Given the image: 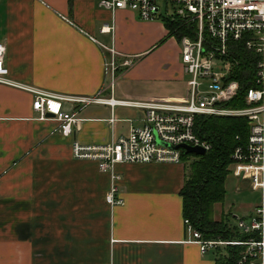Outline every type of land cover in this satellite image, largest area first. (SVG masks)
I'll return each instance as SVG.
<instances>
[{
	"label": "crops",
	"instance_id": "0c3cea01",
	"mask_svg": "<svg viewBox=\"0 0 264 264\" xmlns=\"http://www.w3.org/2000/svg\"><path fill=\"white\" fill-rule=\"evenodd\" d=\"M106 25L111 33L102 32ZM0 42L10 79L53 94L178 103L186 91L180 43L163 23L92 0H0ZM33 101L0 85V264H215L214 251L188 242L185 163L118 165L124 203L111 207V175L73 157L76 140L127 136L141 126V110L66 102L63 114L77 113L78 129L65 137L58 120L38 119ZM227 181L223 206L229 192L247 200L229 202L231 214L243 212L232 215L236 225L262 195L247 180Z\"/></svg>",
	"mask_w": 264,
	"mask_h": 264
},
{
	"label": "built area",
	"instance_id": "2783aa9c",
	"mask_svg": "<svg viewBox=\"0 0 264 264\" xmlns=\"http://www.w3.org/2000/svg\"><path fill=\"white\" fill-rule=\"evenodd\" d=\"M100 8L112 13L128 11L142 22L168 19L180 20L193 27V33L182 37L181 61L189 76V96L185 103L158 101L131 102L103 97H74L53 94L36 87L15 82L9 77L6 65V46L0 42V85L24 90L34 96L33 110L38 119L48 116L60 122V132L73 136L78 129L77 113L63 114V104L79 106L103 104L125 106L141 110V126L133 127L127 136L111 144H82L72 146L76 160L93 161L101 172L111 175V188L106 201L111 207L122 205L116 167L125 164L180 163L182 145L211 150L212 144L196 131L197 117L244 118L249 123V136L245 145L235 149L230 175L250 182L252 189L261 192L260 205L250 219L237 218L236 226L244 234H255L246 242L206 240L189 220H185L189 243L200 246L202 254L216 252L226 245L246 246L247 251L239 264H264V0H92ZM106 25L103 33H111ZM238 45L253 57L252 87L245 93V107H228L236 100L241 84L231 77L240 58ZM113 52L115 56L116 52ZM127 58L124 66H131ZM111 67L116 71L113 60ZM113 87V84L111 85Z\"/></svg>",
	"mask_w": 264,
	"mask_h": 264
},
{
	"label": "trees",
	"instance_id": "16d2710c",
	"mask_svg": "<svg viewBox=\"0 0 264 264\" xmlns=\"http://www.w3.org/2000/svg\"><path fill=\"white\" fill-rule=\"evenodd\" d=\"M169 31L170 37L178 41L193 33V27L186 26L180 20L171 22L166 19L162 22ZM238 55L241 62L236 67L232 80L241 84V91L236 100L228 107H245V93L252 87L253 55L238 45ZM120 73V70L118 71ZM196 131L202 138L211 144V150L203 155L181 152V161L189 170L188 179L182 190L184 200V217L193 227L199 230L204 239H221L226 242H246L256 238L255 234H244L232 223V214L218 220L215 219L216 205H223L226 198L225 183L230 176L229 168L235 149L246 144L249 136V123L244 118L233 117H197ZM193 159L191 160V158ZM191 160V161H190ZM190 162V163H189ZM247 251L246 246L226 245L217 248L215 264H239ZM249 264V262L247 263Z\"/></svg>",
	"mask_w": 264,
	"mask_h": 264
},
{
	"label": "rangeland",
	"instance_id": "374dc122",
	"mask_svg": "<svg viewBox=\"0 0 264 264\" xmlns=\"http://www.w3.org/2000/svg\"><path fill=\"white\" fill-rule=\"evenodd\" d=\"M157 22H159V23H162L161 21H157ZM175 38V37H174ZM177 40V39H176ZM178 41V40H177ZM117 80H118V78H117ZM117 80H116V82H117ZM189 80H190V78H189V76L188 77H186V79H185V82L187 83V87H186V91L183 93V96H181V98L179 99V100H176V101H180V102H178V103H185V102H187V98H188V96H189ZM193 159V157L191 158V160ZM190 160V161H191ZM190 163V162H189ZM188 167H189V164H188ZM234 180V177L233 176H229L228 177V181H227V185L228 184H230V182L231 181H233ZM229 188H230V186H228ZM228 196H229V200H228V202L226 203V205L225 206H223V205H216V208H215V219H218V220H220V219H222V218H224V217H226V216H228V215H230L232 212H233V208L232 207H230V205H229V202L230 203H232L233 201H236V202H239V201H241V200H243L244 202L245 201H247V200H244V198L246 197H242V196H240V198L239 197H234V196H232V194L229 192L228 193ZM249 203V202H248ZM247 203V204H248ZM239 204L237 203L236 204V207H239L238 206ZM236 212L234 213V214H232V215H237V216H241V215H243V212H240L239 210L237 211V210H235ZM234 221L235 222V219H231V221ZM233 221H232V223H233Z\"/></svg>",
	"mask_w": 264,
	"mask_h": 264
},
{
	"label": "water",
	"instance_id": "95a60500",
	"mask_svg": "<svg viewBox=\"0 0 264 264\" xmlns=\"http://www.w3.org/2000/svg\"><path fill=\"white\" fill-rule=\"evenodd\" d=\"M48 118H53L52 116H48ZM182 148L186 151L188 154H194L197 156H203L206 154V151L200 147H191L188 145H182L180 147H177L176 149Z\"/></svg>",
	"mask_w": 264,
	"mask_h": 264
}]
</instances>
